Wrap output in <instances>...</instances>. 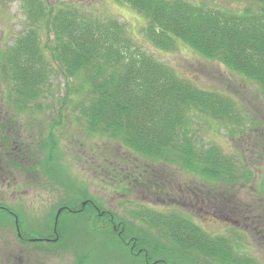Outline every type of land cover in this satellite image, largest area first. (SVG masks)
<instances>
[{
	"label": "rangeland",
	"instance_id": "obj_1",
	"mask_svg": "<svg viewBox=\"0 0 264 264\" xmlns=\"http://www.w3.org/2000/svg\"><path fill=\"white\" fill-rule=\"evenodd\" d=\"M42 1L53 9L69 5L96 18L118 19L128 35L137 37L138 46L156 61L201 90L221 92L230 98L235 106L232 122L191 116L190 136L198 154L214 149L222 159L231 161L229 171L234 180L226 175L228 166L225 165L219 166L221 180L198 179L187 175L180 166L161 160L159 166L166 168L175 182H180L174 197L173 194L165 195V198L164 194L154 196L153 192H143L142 180L137 181L127 195L115 193L117 184L125 179L115 176L127 171L120 168L129 165L124 160L136 158L143 166L145 162L131 156L117 139L99 134L95 138L84 133L77 106L84 100L80 95L81 85L66 77L54 59L55 44L48 28L28 20L23 9L24 0H0V62L2 59L7 62V55L14 53L18 36L34 30L51 67V77L43 89L45 96L32 102L35 109L27 102L30 94L22 95L19 87L6 82L3 76H7V70L0 65V104L12 118L15 108L12 110L10 106L15 100L29 104L30 113L35 112V125L32 123V135L29 136L33 138L27 141L30 162L33 161L32 152L38 154L41 150L43 156L41 138L44 135L46 142L50 139L51 146L59 147L54 152L58 160L53 161L50 157L49 162L44 161L39 171L41 176L37 177L31 164L26 165L29 160H25L20 168L10 169L22 173L25 182L14 176L9 182V190L6 184H0V208L7 209L11 215L4 212L1 214L4 217L0 218V264H264V87L231 73L221 63L200 56L182 43L171 51L153 49L143 37L148 25L146 16H140L124 3L117 5L112 2L114 0ZM185 1L201 9L203 6L231 12L246 7L258 11L262 5L260 0ZM73 84L77 97L71 95V91L68 96ZM69 101L77 102H73L77 107L73 118L69 114L73 110ZM37 107L40 108L38 112ZM17 114L23 115V111ZM15 118L13 122L18 124L17 130L22 135L26 124L32 121L23 116L20 120L15 121ZM62 122L65 124L61 131ZM15 140L18 141V137ZM79 142L85 145L82 151ZM90 146L97 149H90ZM103 148L113 151L105 155L107 151ZM132 177L129 180L136 182L137 179ZM137 178L142 177L139 174ZM185 189L193 196L187 201ZM88 204H94L97 210ZM83 205L88 206L86 212H80ZM63 207L73 208L75 212L60 211ZM58 215L57 231L54 232V220ZM155 216L162 221L178 218L182 226L200 230L209 244H214L202 255L185 251L173 244L169 239L170 232L162 223L152 220ZM14 218L23 238L17 235ZM110 223L117 229V235L110 229ZM122 233L128 244L135 238V252L118 237ZM54 238L58 241H48ZM223 249L228 252L224 253Z\"/></svg>",
	"mask_w": 264,
	"mask_h": 264
},
{
	"label": "trees",
	"instance_id": "obj_2",
	"mask_svg": "<svg viewBox=\"0 0 264 264\" xmlns=\"http://www.w3.org/2000/svg\"><path fill=\"white\" fill-rule=\"evenodd\" d=\"M119 1L146 16L148 25L144 36L153 49L171 51L182 43L200 56L221 63L231 73L264 87V0H260L259 12L246 8L239 14L204 10L184 0ZM25 4L34 22L48 20L49 26L43 23L53 37L54 59L66 74L79 82L78 86L81 85L80 95L84 100L79 105L69 101L73 108L69 114L75 117V102L84 133L117 139L131 156L162 159L198 179L221 180L219 166L225 165L228 166L226 175L234 180L229 171L230 163L214 149L200 154L194 151L189 131L192 112H197V117L210 116L232 122L226 97L201 90L156 61L134 38L126 36L123 24L112 17L96 18L66 5L56 10L49 8L47 18L38 0H25ZM37 40L34 30L21 34L16 39L14 53L8 54L7 62L3 60L0 64L12 75L15 87L19 86L33 98L39 93L38 83L46 81L50 71L38 44L28 43ZM71 89L68 96L71 91V95L77 97L74 85ZM103 149L107 151L105 155L113 151ZM132 165L134 171L124 165L120 169L127 171L115 176L125 178L117 184L115 193L127 195L135 188L130 176L137 179L136 183L142 180L143 192H153L154 196L173 194L174 197L178 192L180 182H175L166 168L151 166L145 174L142 172L145 177L138 179L133 161ZM185 191L189 196L190 191ZM184 196L187 201L189 197ZM88 206L96 209L93 204ZM65 210L75 212L73 208ZM86 211L87 208L80 210ZM152 220L162 223L170 232L173 244L185 251L202 255L214 244H209L200 230L182 226L178 218L162 221L155 216ZM111 224L108 225L116 234L117 229ZM118 237L127 243L123 233ZM134 239L131 240L133 249L137 247Z\"/></svg>",
	"mask_w": 264,
	"mask_h": 264
},
{
	"label": "flooded vegetation",
	"instance_id": "obj_3",
	"mask_svg": "<svg viewBox=\"0 0 264 264\" xmlns=\"http://www.w3.org/2000/svg\"><path fill=\"white\" fill-rule=\"evenodd\" d=\"M10 122L12 123L11 127H7L9 130L5 129L3 124H8ZM32 123L35 125L34 122L27 123L22 135H20L19 130H17L18 124L12 122L9 114L7 112H3V105H0V184H6L8 186V190L10 188L9 182L14 176H18V179L22 182L26 181V179L24 180L22 178V173L19 174L17 170L10 169H18L25 160H29L30 147H27V141L28 138H33L29 137L32 135ZM5 136H12L13 139L10 140L8 137L5 138ZM16 137H18V141L15 140ZM43 143H45V141H43ZM32 153L33 161L30 162L29 160L26 165L31 164L32 169H34L36 166L37 153ZM22 171L25 172L26 176H28L25 168H22ZM4 192L5 191H3L2 194L7 196Z\"/></svg>",
	"mask_w": 264,
	"mask_h": 264
},
{
	"label": "bare ground",
	"instance_id": "obj_4",
	"mask_svg": "<svg viewBox=\"0 0 264 264\" xmlns=\"http://www.w3.org/2000/svg\"><path fill=\"white\" fill-rule=\"evenodd\" d=\"M228 100V108H230V116L233 118V120L235 119V106L232 103V101L230 100V98L227 97ZM237 117V116H236ZM133 249V246H132Z\"/></svg>",
	"mask_w": 264,
	"mask_h": 264
}]
</instances>
